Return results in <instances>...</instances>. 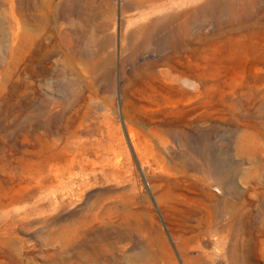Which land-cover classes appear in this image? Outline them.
Masks as SVG:
<instances>
[{
    "label": "rangeland",
    "instance_id": "rangeland-1",
    "mask_svg": "<svg viewBox=\"0 0 264 264\" xmlns=\"http://www.w3.org/2000/svg\"><path fill=\"white\" fill-rule=\"evenodd\" d=\"M0 264H264V0H0Z\"/></svg>",
    "mask_w": 264,
    "mask_h": 264
},
{
    "label": "bare ground",
    "instance_id": "bare-ground-1",
    "mask_svg": "<svg viewBox=\"0 0 264 264\" xmlns=\"http://www.w3.org/2000/svg\"><path fill=\"white\" fill-rule=\"evenodd\" d=\"M137 1V0H136ZM167 4V3H166ZM201 12V11H200ZM28 25V24H27ZM174 33V32H173ZM193 35V34H192ZM191 41V40H190ZM178 42V41H177ZM187 44V43H186ZM179 45V44H178ZM173 49V48H172ZM165 70V69H164ZM160 73V72H159ZM158 77V76H157ZM135 123V122H134ZM167 125V124H166ZM167 128V127H166ZM164 129V128H162ZM169 133V132H168Z\"/></svg>",
    "mask_w": 264,
    "mask_h": 264
}]
</instances>
